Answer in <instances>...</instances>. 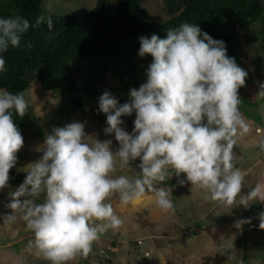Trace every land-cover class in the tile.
<instances>
[{"label":"clouds","instance_id":"clouds-1","mask_svg":"<svg viewBox=\"0 0 264 264\" xmlns=\"http://www.w3.org/2000/svg\"><path fill=\"white\" fill-rule=\"evenodd\" d=\"M45 22L52 28L51 16L41 15L34 24L19 15L0 17V54L20 46L30 27ZM139 39V55L153 57L146 82L131 88L129 101L122 104L110 91L99 97L98 110L107 116L104 131L114 133L119 148L113 151L110 139L90 141L83 122L54 127L46 135L41 158L30 164L24 181L9 194L6 207L12 212L3 215V222L11 223L21 213L50 264L87 256L102 234L123 224L108 202L112 196L118 195L126 206L150 192L158 208L174 210L172 188L164 183L174 174H186L192 186L226 206L236 204L238 197L246 208L253 201L264 202V182L241 195L244 175L233 164L237 139L249 131L238 94L248 73L228 55L226 43L188 22L169 28L164 38L152 34ZM6 71L0 55V73ZM258 94L264 97V83ZM27 111L22 92L0 88V190L8 186L24 143L14 113L23 117ZM133 113L129 133L121 126L122 116ZM260 147L264 149V142ZM137 158L141 175H111L117 160L132 168L130 162ZM259 219L264 228V212ZM246 223L250 218L234 226L242 229Z\"/></svg>","mask_w":264,"mask_h":264},{"label":"rangeland","instance_id":"rangeland-1","mask_svg":"<svg viewBox=\"0 0 264 264\" xmlns=\"http://www.w3.org/2000/svg\"><path fill=\"white\" fill-rule=\"evenodd\" d=\"M264 6V0H260ZM96 0H41V9L46 16L53 14H68L83 17L95 4ZM50 4V7L47 5ZM142 6L150 18L162 22L170 15L165 6V0H143ZM244 40L246 57L240 66L247 71L245 84L238 89V94L253 92L258 100L260 118L253 122L246 120L249 131L239 136L233 151L235 168L244 175L241 195L247 193L257 183L264 182V149L260 147L264 142V97L258 92L264 83V53L254 36L257 28L240 30ZM153 58L141 57L139 50L133 57L135 72L139 87L147 80V69ZM105 81L96 82L93 87L85 89L87 81L76 76L78 94L85 100L87 108L99 107V97L110 91L120 103L129 101L130 97L122 92L115 94L111 87L118 85L117 77L108 72ZM28 104L29 117L27 126L20 131L24 143L17 152V161L12 169L8 186L0 190V264H46L47 259L35 246L34 233L27 228L21 213H16L17 219L11 223L3 222V215L12 210L6 205L10 201V193L25 179L30 164L36 162L43 155L46 135L54 127H63L71 122H83L85 132L91 136L90 141L111 140L113 151L119 148V142L114 133H106L107 116L99 120L89 113L78 109H71L68 101L50 90H41L35 75L29 87L23 92ZM103 113V112H102ZM106 115L105 113H103ZM121 125L129 131L127 120L134 123L135 113L122 116ZM206 122V121H205ZM132 168L122 167L117 160L113 177L126 175L135 178L141 175L137 158L130 162ZM186 182L179 184V180ZM172 188L174 210L164 211L157 207L152 193L145 194L143 199L135 204L122 205L118 195L109 198L115 213L123 224L115 230L110 229L102 234L93 245L87 256L77 255L68 264H264L263 255H251L243 259L246 252H250L256 239H264V228H261L259 214L264 212V202L253 201L247 208L236 204L226 206L210 198L207 191L187 181L186 174L179 177L175 174L166 182ZM162 185H157V187ZM255 214L257 223H250L237 229L234 222L248 218ZM249 227L250 230H246ZM138 240L142 243L138 244ZM230 253H234L231 255Z\"/></svg>","mask_w":264,"mask_h":264},{"label":"trees","instance_id":"trees-1","mask_svg":"<svg viewBox=\"0 0 264 264\" xmlns=\"http://www.w3.org/2000/svg\"><path fill=\"white\" fill-rule=\"evenodd\" d=\"M142 2L96 0L81 18L53 14L50 15L52 28L46 22L39 28L30 27L23 34L20 46H9L0 54L4 56L7 68L6 72L0 73V88L13 93L23 92L35 75L41 90L62 96L71 109L104 120L106 115L98 110L99 107L87 108L85 100L78 94L76 76L87 81L86 90L92 86L96 91V82L105 81L107 73L111 72L118 80V85L111 87L112 91L130 97L131 88H139L132 60L141 47V36L150 38L157 34L164 38L169 28H176L184 22L199 24L202 31L214 39L223 40L228 55L242 66L246 50L242 39L245 35L240 30L247 31L255 26L257 35L253 38L260 43L264 53V6L260 0H165L170 16L162 22L150 18ZM18 15L26 17L31 24L39 16H46L41 9V0H0V17ZM29 43L31 47H28ZM147 56L153 58L151 54ZM239 97L245 120L258 121L260 115L255 93L246 92ZM28 117V111L23 117L14 113L18 130L27 126ZM127 124L131 133L134 123L127 120ZM248 218L257 223L255 214H249ZM250 254H264V239H256L252 250L246 252L243 259L247 260Z\"/></svg>","mask_w":264,"mask_h":264},{"label":"built area","instance_id":"built-area-1","mask_svg":"<svg viewBox=\"0 0 264 264\" xmlns=\"http://www.w3.org/2000/svg\"><path fill=\"white\" fill-rule=\"evenodd\" d=\"M137 242H138V244H140V243H142V240H138Z\"/></svg>","mask_w":264,"mask_h":264}]
</instances>
